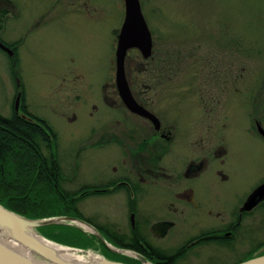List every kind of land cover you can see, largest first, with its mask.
I'll return each instance as SVG.
<instances>
[{"label":"rangeland","instance_id":"obj_1","mask_svg":"<svg viewBox=\"0 0 264 264\" xmlns=\"http://www.w3.org/2000/svg\"><path fill=\"white\" fill-rule=\"evenodd\" d=\"M20 1L30 11L24 10L18 26L30 31L20 76L29 110L45 119L55 135L61 189L79 194L85 187L110 184L111 168L120 163L123 150L110 143V126H121L113 134L133 139L146 126L126 117L125 110L110 108L111 63L124 18L123 0ZM139 1L154 42L153 58L170 64L147 84L152 89L146 96L163 123L175 128L165 163L181 171L183 161L194 153L193 139L202 127H211L204 152L221 145L227 155L222 164L210 159L206 172L192 185L202 206L229 215L264 180V139L253 132L255 121L264 128V0ZM172 64L177 67L174 72ZM12 93L11 68L0 56V113L6 116ZM218 171L226 176L225 182ZM160 188L148 189L143 205L159 204ZM125 198L88 191L74 199L75 218L98 230L110 245L99 229L128 231ZM193 219L187 217L189 224ZM44 227L46 237L37 231L45 240L80 255L110 260L94 234L81 226ZM255 228L256 239L264 242V210L258 213ZM49 235L63 242L73 240L78 247L60 245ZM259 247L258 256L264 253V244Z\"/></svg>","mask_w":264,"mask_h":264},{"label":"flooded vegetation","instance_id":"obj_2","mask_svg":"<svg viewBox=\"0 0 264 264\" xmlns=\"http://www.w3.org/2000/svg\"><path fill=\"white\" fill-rule=\"evenodd\" d=\"M27 6L20 0H0V56L11 68L13 83L11 112L7 116L0 113V128L8 130L6 127H19V122H23L26 126L38 128L50 140L53 131L45 119L29 110L20 76L23 52L30 31L27 32L23 26L19 29L18 26L22 22L21 15L24 10L29 11ZM32 23L35 28L40 26L39 22L35 23L34 18ZM114 59L111 63L113 76L110 85V108L125 110L128 114L126 117L143 121L146 126L139 130V138L133 139L123 134L122 138L117 133L113 134L112 132L119 131L121 126L111 125L110 143L116 142L123 148L120 163L111 168L114 177L110 178V184L103 187H85L78 191L81 192L78 196L93 191L101 195L119 193L126 197L129 228L125 231L126 234L118 229H110L109 233L99 229L109 238L110 246L114 249H106L110 261L121 264H227L228 260L236 259L232 264H239L257 257L260 253L259 246L264 242L260 243L256 239L255 221L258 213L264 210V193L250 201L255 192L264 189V180L254 187L229 215L212 206H202L195 197L192 184L206 172L210 159L223 163L227 155L226 148L215 145L204 152L211 127H202L197 139H193V154L197 151L198 153L183 161L181 171L167 165L165 158L171 153L175 128L163 123L152 110V102L146 96L152 89L147 84L159 78L157 73L170 64L166 65L168 61L165 59L144 60L135 49L128 51L125 59V74L133 98L156 116L160 122L157 129L148 119L134 115L125 108L115 84ZM172 67L173 64L171 71L177 70V67ZM102 97L105 99L104 95ZM201 105L203 109L206 108L203 99ZM253 129V132L258 134L257 128ZM123 131L125 130H120L122 133ZM16 137L19 138L18 135ZM35 144L38 152H42L45 157L48 153L45 139H40L39 136ZM198 148L203 150L201 154ZM44 157L40 156L41 160H44ZM217 176L222 179L221 182L226 181L222 171H218ZM157 186L163 187L160 188L162 194H159V204L143 205L148 189ZM187 217H194L190 224Z\"/></svg>","mask_w":264,"mask_h":264},{"label":"trees","instance_id":"obj_3","mask_svg":"<svg viewBox=\"0 0 264 264\" xmlns=\"http://www.w3.org/2000/svg\"><path fill=\"white\" fill-rule=\"evenodd\" d=\"M19 124V127H6L8 130L0 128V205L30 220L78 217L73 204L79 194L61 189L62 170L54 154V133L51 132L48 140L38 128L26 126L23 122ZM39 136L45 139L48 151L45 157L34 145ZM44 228L38 230L46 237ZM47 237L52 238L51 235ZM51 240L60 245L78 247L73 240L63 242L56 236Z\"/></svg>","mask_w":264,"mask_h":264},{"label":"water","instance_id":"obj_4","mask_svg":"<svg viewBox=\"0 0 264 264\" xmlns=\"http://www.w3.org/2000/svg\"><path fill=\"white\" fill-rule=\"evenodd\" d=\"M123 4L124 19L117 36L115 50V84L117 92L122 103L129 112L148 119L154 127L158 129L160 127L159 120L135 101L125 74V59L128 51L135 49L140 52L144 60L151 58L153 54V38L142 13L140 1L123 0ZM255 127L257 128L258 134L264 138V129L262 125L256 122ZM263 193V188L255 192L250 202ZM68 223H73L77 226L82 224L89 227L94 231L91 233L94 234L95 238L105 249L109 251L114 250L105 242L98 230L78 218L54 217L41 220H30L0 205V264H38L32 259L22 256L15 249L4 243L2 239H8L3 235L6 233L9 235H7L9 237L8 240H12L17 245L27 248L34 256L43 261L51 264H72L57 257L52 249L43 245L33 237L35 234L39 235L37 230L41 227ZM100 264L121 263L103 259V262ZM239 264H264V255L254 257Z\"/></svg>","mask_w":264,"mask_h":264},{"label":"bare ground","instance_id":"obj_5","mask_svg":"<svg viewBox=\"0 0 264 264\" xmlns=\"http://www.w3.org/2000/svg\"><path fill=\"white\" fill-rule=\"evenodd\" d=\"M81 227H83L84 229H86L87 231L94 232L92 229H90L89 227L85 226V225H80ZM6 238L9 239V235L3 234ZM8 235V236H7ZM34 238H36L40 243H42L43 245L49 247L50 249H52L56 256L59 257L60 259L66 261V262H70L72 264H100L101 262H103V259L99 258V257H93L92 254H85V253H81L83 255H80V253H78L75 250L69 249L68 247H63V246H59L56 244H53L45 239H43L42 237H40L39 235L35 234L33 235ZM8 239H2L4 243H6L8 246L12 247L13 249H15L17 252H19L22 256L32 259L34 261H36L38 264H51L49 262L43 261L41 259H39L38 257L34 256L32 254L31 251H29L27 248L22 247L20 245H17L16 243H14L12 240H8ZM86 259H92L94 263H89L86 261Z\"/></svg>","mask_w":264,"mask_h":264}]
</instances>
